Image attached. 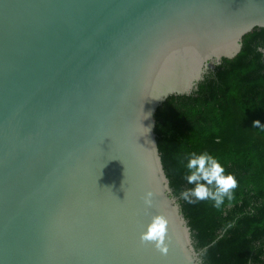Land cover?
<instances>
[{
  "label": "water",
  "instance_id": "water-1",
  "mask_svg": "<svg viewBox=\"0 0 264 264\" xmlns=\"http://www.w3.org/2000/svg\"><path fill=\"white\" fill-rule=\"evenodd\" d=\"M256 27L264 0H0V264H204L155 112Z\"/></svg>",
  "mask_w": 264,
  "mask_h": 264
},
{
  "label": "trees",
  "instance_id": "trees-1",
  "mask_svg": "<svg viewBox=\"0 0 264 264\" xmlns=\"http://www.w3.org/2000/svg\"><path fill=\"white\" fill-rule=\"evenodd\" d=\"M155 133L203 263L264 264V27L244 35L235 57L211 63L193 92L169 96L155 112ZM190 152L213 155L235 175L232 200L217 208L182 198L194 187L185 179Z\"/></svg>",
  "mask_w": 264,
  "mask_h": 264
},
{
  "label": "clouds",
  "instance_id": "clouds-1",
  "mask_svg": "<svg viewBox=\"0 0 264 264\" xmlns=\"http://www.w3.org/2000/svg\"><path fill=\"white\" fill-rule=\"evenodd\" d=\"M254 125L259 126L260 121L256 120ZM185 167L187 169L185 179L188 184L194 185L193 188L181 193L186 202L192 204L211 199L215 202V207L220 208L226 198L228 200L234 198V190L238 187L237 178L232 173H226L225 167L218 158L207 152L199 154L190 152ZM153 197L154 193L151 190L145 193L143 200L146 206L152 205ZM166 226L165 217H153L152 224L140 236L141 243H154L159 252L166 254Z\"/></svg>",
  "mask_w": 264,
  "mask_h": 264
}]
</instances>
